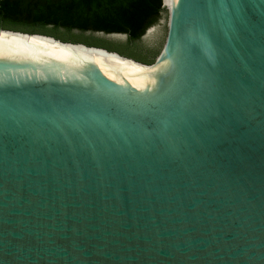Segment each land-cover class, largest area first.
<instances>
[{
	"label": "water",
	"instance_id": "95a60500",
	"mask_svg": "<svg viewBox=\"0 0 264 264\" xmlns=\"http://www.w3.org/2000/svg\"><path fill=\"white\" fill-rule=\"evenodd\" d=\"M163 5L152 63L0 27V264H264V0Z\"/></svg>",
	"mask_w": 264,
	"mask_h": 264
},
{
	"label": "trees",
	"instance_id": "16d2710c",
	"mask_svg": "<svg viewBox=\"0 0 264 264\" xmlns=\"http://www.w3.org/2000/svg\"><path fill=\"white\" fill-rule=\"evenodd\" d=\"M164 8L163 0H0V27L36 32L51 26L62 31L53 36L64 41L104 47L152 63L161 50L146 48L140 41ZM100 31L126 33L128 44L84 35Z\"/></svg>",
	"mask_w": 264,
	"mask_h": 264
},
{
	"label": "rangeland",
	"instance_id": "374dc122",
	"mask_svg": "<svg viewBox=\"0 0 264 264\" xmlns=\"http://www.w3.org/2000/svg\"><path fill=\"white\" fill-rule=\"evenodd\" d=\"M167 23H168V10L166 8H164L157 24H156V30L147 37H142L141 38V43L146 47V48H154V47H159V49L161 50L165 39H166V35H167ZM37 33H42V34H47V35H59L61 34L62 31H57L55 30L53 27L48 26L46 28L43 29H38L36 30ZM76 34H78V31H74ZM84 35L89 36V35H93L99 38H103L109 41H113L115 43L124 45V44H128V37L127 36H123V35H112V34H106V33H90L87 32Z\"/></svg>",
	"mask_w": 264,
	"mask_h": 264
},
{
	"label": "bare ground",
	"instance_id": "6f19581e",
	"mask_svg": "<svg viewBox=\"0 0 264 264\" xmlns=\"http://www.w3.org/2000/svg\"><path fill=\"white\" fill-rule=\"evenodd\" d=\"M167 4L169 5H172L173 4V0H165ZM3 33H9V32H3ZM13 34V33H11ZM34 37H38V38H44V39H47V40H50V41H53L52 39L50 38H45V37H39V36H34ZM55 42V41H53ZM58 43V42H56ZM70 47V46H69ZM75 49H78V50H82V51H85V52H89V53H93V54H97V55H101V56H105V57H110V58H114V59H120V60H125V61H130V60H127V59H124V58H121L115 54H105L103 52H98V51H91V50H84V49H81V48H75ZM133 62V61H131Z\"/></svg>",
	"mask_w": 264,
	"mask_h": 264
}]
</instances>
